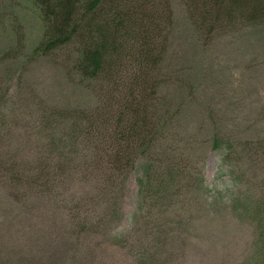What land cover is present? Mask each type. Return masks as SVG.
I'll return each instance as SVG.
<instances>
[{
	"label": "rangeland",
	"instance_id": "obj_1",
	"mask_svg": "<svg viewBox=\"0 0 264 264\" xmlns=\"http://www.w3.org/2000/svg\"><path fill=\"white\" fill-rule=\"evenodd\" d=\"M0 6V94L17 112L0 133V264L246 263L255 225L230 199L264 190V151L235 149L239 188L229 190L213 141H264V19L202 24L186 0H170L151 156L185 171L138 205L137 167L105 173L93 135L40 122L95 108L105 85L73 71L74 46L33 55L43 30L28 2Z\"/></svg>",
	"mask_w": 264,
	"mask_h": 264
},
{
	"label": "trees",
	"instance_id": "obj_2",
	"mask_svg": "<svg viewBox=\"0 0 264 264\" xmlns=\"http://www.w3.org/2000/svg\"><path fill=\"white\" fill-rule=\"evenodd\" d=\"M24 1L37 14L43 30L33 55L49 56L59 48L74 46L73 71L84 80L106 87L95 108L73 112L50 110L41 115L40 122L66 123L73 139L81 136L91 142L89 136L93 135L105 173L137 167L138 205L157 195L164 186L167 195L173 181L184 176L185 169L151 156L161 135L150 110L157 96L158 71L167 44L165 29L159 22L166 17L171 19L170 0ZM186 3L195 13L193 18L202 24L254 23L264 19V0H186ZM2 22L0 6V25ZM6 97L0 94V133L12 126L17 115ZM263 144L264 141H213V148L221 153L220 169L230 174L227 189L239 188L233 178L237 168L231 165L235 149H241V145L259 146L264 151ZM11 171L15 174V167ZM230 201L237 218L255 225L252 254L244 264H264V190L254 195L250 192L234 195Z\"/></svg>",
	"mask_w": 264,
	"mask_h": 264
}]
</instances>
